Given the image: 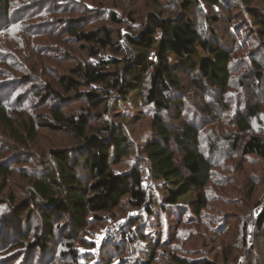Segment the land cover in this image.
<instances>
[{
  "label": "trees",
  "instance_id": "trees-1",
  "mask_svg": "<svg viewBox=\"0 0 264 264\" xmlns=\"http://www.w3.org/2000/svg\"><path fill=\"white\" fill-rule=\"evenodd\" d=\"M24 1L28 6L34 3L31 7H26V10L19 5L21 0H0V35L7 33L10 27L18 28L19 25L17 32L24 36V39L33 41L40 37L36 29L26 27L25 19L50 11V6L55 9L57 4L53 0ZM202 1L218 12L212 16V22L209 20L213 25L208 26L212 38L204 35L203 28L198 27L190 17L191 10L200 5L201 0H182L178 3L179 15L165 16L166 13L158 8L149 14L147 23L138 33L131 27L130 32L133 35L125 36L126 39L122 40L123 47L126 45L132 55L129 60L122 61L119 55L114 54L109 55L107 59L102 58L103 50L119 54V48L122 47H117V44L121 43L120 40L115 43L116 37L111 27H102L86 33L80 28L81 23H78L66 30V44H80L81 50L88 52L89 58L86 62L78 61L68 74H55L52 71L47 76L48 81L42 87L45 92L42 102L46 103L51 97L59 98L60 101L50 106L51 116H39V121L31 116L21 119L22 115L14 108L22 107L26 101L21 95L15 97L22 87L17 85L20 83L0 81V129L10 139L27 148L29 144L37 142L40 130L47 129L71 135L77 144L82 145V149H75L76 151H51L50 171L32 180V189L28 195L32 202L20 203L23 205V220L26 223L24 231L14 227L21 225V220L14 223L9 218L4 224V233L9 228L10 232L2 242L3 225L0 227V264L14 263L10 258H6L10 251L6 249L9 247L14 250L24 248L27 264L30 259L31 264H39V256L45 258L47 254H51L50 264H54L53 260L57 259V256L53 255L56 250L53 246L57 243L65 247L66 254L69 250V256L75 259L77 253L73 244L77 238L85 233L91 222L103 223L105 218L122 209L124 203L149 218L155 216V206H159L163 212L190 206L194 216L188 219L200 218L208 204L207 189L214 174V156L225 152L223 156L228 159L255 158L264 163V129H255L262 122L264 107L260 101L254 104L252 101L255 97V85L258 87L264 81L263 68L254 62V68L242 75H237L240 70L234 72L241 68L242 64L241 60L234 57L235 49L233 50L234 42L238 40L235 39L238 26L230 25L228 30L231 45L223 44L220 29L214 27L223 23L219 17L221 10L224 9L230 19L236 15L231 0ZM109 11L108 20L111 24H123L117 12ZM87 12L86 9L83 10V18ZM249 15L259 29L256 31L257 36L264 41V18L257 11L249 12ZM14 16L17 17L13 18ZM128 18L131 19L130 22H135L131 16ZM261 44V50L255 51L252 57L264 55V43ZM49 47L51 48L46 53L35 47L37 58L56 60L57 57L53 54L59 50L54 48L53 44ZM200 51L209 57L200 66L182 69L174 68L171 64L173 56L179 60H187L200 55ZM61 54L64 58L71 55L70 51L65 50ZM153 58L154 61L151 60ZM28 78L24 82H28ZM235 82L238 88L233 86ZM54 84L64 94H74L78 99H85L90 110L78 115L68 114L63 108L64 100L53 88ZM190 87L196 90L200 98L210 97L208 102L203 99V105L196 107L194 111L200 116L206 115L203 121L205 125L212 126L223 120L231 123L232 132L225 138L218 137L214 141L208 136L204 137V129L198 124L188 123L185 115L183 116L190 105L187 98ZM246 90L251 92V101L244 99L240 102L243 103L242 107L239 104L233 106L231 99L239 96L243 98ZM131 97L137 100L143 97L145 103L153 110V135L146 141L142 153L147 160L153 185L159 190V195L162 194L160 203L155 196L149 195L140 169L126 173L114 170L130 156L133 148L126 130L111 122L108 115H112V111L119 105L129 103ZM100 109L105 110L104 115L97 113ZM141 110V107H136V113ZM119 114L112 116L119 117ZM168 116L171 120L167 119ZM71 152L74 156H71ZM22 162L26 161L21 160L20 163ZM79 169L83 170L84 174L78 172ZM10 170V167L0 163V176L5 181L10 175ZM5 189L6 183L0 188V196ZM38 199L43 203L36 205ZM11 203L13 206L17 205L14 199ZM259 206L261 207L256 225L257 229L261 230L264 227V204ZM33 212L38 214L41 221L34 233L30 225ZM66 220L68 222L63 224ZM136 222L137 219L133 220L131 225L136 226ZM137 235L136 232H127L123 233L121 238L132 242L133 237ZM31 237L33 240L29 242ZM37 254V260L32 259ZM176 264L187 263L177 259Z\"/></svg>",
  "mask_w": 264,
  "mask_h": 264
},
{
  "label": "rangeland",
  "instance_id": "rangeland-1",
  "mask_svg": "<svg viewBox=\"0 0 264 264\" xmlns=\"http://www.w3.org/2000/svg\"><path fill=\"white\" fill-rule=\"evenodd\" d=\"M53 1L56 2L57 8L53 9V6H50V11L25 19L26 27L36 29L40 37H36L33 41L24 39V36L17 32L20 29L19 25L18 28L10 27L7 33L0 35V81L2 83L17 82L20 83L17 84L18 86H22L15 97H18V95L24 97L25 104L22 107H14L22 115L21 119H28L31 116L39 121V116H51L49 114L50 106L52 107L56 104L54 102L60 100L51 97V100H47L46 103L42 102V97L45 95L42 87L48 81L47 76L52 71L55 74H68L78 61L86 62L88 60V52L82 51L80 44H74V42L71 45V42H69V45L66 44V30L68 31L78 23H81L80 28L86 33L102 27H111L116 37L115 43L117 44L119 40L121 43L117 44V47H122L119 48V54L103 50L101 52L102 58L107 59L109 55L114 54L119 55L122 61L129 60L132 55L126 45L123 47L124 42L122 40L126 39L125 36L133 35L130 32L131 27L138 33L140 28L147 23L149 14L158 8L166 13L165 16L174 17L179 15L178 3L182 0ZM248 2L250 3L248 4ZM230 3L236 15L233 19H230L225 14V10H221L219 17L223 23L220 26L214 25V27L220 29L223 44L231 45L232 40L229 38L228 30L231 27L230 25L238 26L235 34V39L238 40L234 42L233 50L235 49L234 57L241 60L242 64L240 66L239 62L238 65L241 68L236 69L234 72L240 70V74H237L240 76L245 71L254 68L256 65L254 62L262 67L264 72V55L261 54L258 58L252 57L255 51L261 50V47H263L261 42L264 43V41H261L257 36L256 31L259 29L254 19L249 15V12L257 11L264 18V0H231ZM32 4L28 6L24 0H21L19 5L29 8ZM199 4L191 10L190 17L194 19L198 27L203 28L204 35L212 38L208 26H213L210 21L212 22V16L217 15L218 12L204 4L202 0ZM36 9L33 8V10ZM84 9L88 12L87 15L84 14L85 17L83 18L82 12ZM109 10L117 12L123 24H111L108 20L107 11ZM128 16H131L135 22H130L131 19ZM15 17L17 16L13 18ZM90 18L91 20H89ZM84 22L85 24H83ZM51 44L59 50L54 51L55 54H53L55 58L57 57L56 60L47 57L38 59L34 53L35 47L41 50L42 53H46L50 50L49 45ZM72 49L74 50L71 51ZM61 50L70 51L72 56L69 55V57L64 58ZM155 52H157V47ZM208 58L207 54L200 51V55L187 60H179L173 56L171 64L174 68L186 69L200 66ZM151 60L154 61L155 58ZM26 78L30 80L24 82ZM233 86L238 88L236 82ZM53 88L58 91L61 99L64 100L63 108L68 114L78 115L90 110L85 99H78L74 94H64L56 84L53 85ZM254 90V99H252L251 92L248 93L246 90L243 98L239 96L236 99H231L233 106L239 104L242 107L243 103L240 102L244 99L250 101L252 99L253 104L260 101L264 107V81L258 87L255 85ZM187 92L190 105L183 116L185 115L188 123L198 124L204 129L203 136H208L214 141L218 137L225 138L227 134L232 132L231 123L228 120H223L212 126L205 125L203 121L206 119V115L200 116L194 111L196 107L199 108L203 105L204 100L208 102L210 97L200 98L193 87H190ZM198 98L200 101H198ZM131 99L129 103L119 105L118 108L112 111V115L120 113L119 117L108 115L111 122L126 130L133 148L130 156L114 170L118 173H126L133 169H140L143 172L149 195L155 196L160 203L162 194L159 195V190L153 185L147 160L142 153L146 141L153 135V110L145 103L143 97H140L139 100L135 97H131ZM138 106L142 109L140 113H136V107ZM104 111V109H100L99 112H96L104 115ZM173 115L175 114L173 113ZM167 119L171 120L170 116ZM261 121V124L255 127L257 131L264 129V115H262ZM40 131L37 142L23 148L0 129V163L11 169L6 181L0 176V188L5 186L6 183V189L0 196V227L3 225L2 242L5 241L9 235L8 232H10L8 231L9 228L4 233V224L7 219L10 218L14 223L21 220V225L14 227L19 231H24L26 223L23 220V205H20V203H24V201L32 202L28 198L32 189V180L37 176L42 177L50 171L51 151L64 149L69 152L82 149V145L77 144L71 135L55 133L47 129ZM224 153L221 152L212 158L214 174L207 189L208 204L202 213V217L188 219L194 216L190 206L169 209L167 212H163L159 206H155L154 211L156 214L149 218L142 212L133 210L129 204L124 203L122 209L105 218L103 223L91 222V226L85 233L83 235L79 234L80 237L78 235L79 238L73 244L77 258L74 259L69 256V250H66V254L65 247L61 244H53V248L56 249L53 255L57 256L53 263L176 264V260L180 259L187 264L194 262L264 264V227L259 230L256 225L259 208L261 207L259 205L264 204V163L258 162L255 158L241 160L240 157H235L228 159L223 156ZM72 155L74 156L73 152H71ZM21 160L26 162L20 163ZM82 171L81 169L78 170L80 173ZM12 199L17 205H11ZM37 201L36 205L43 203L39 199ZM19 208L20 212L17 211ZM135 219H137L136 226H133L131 222ZM67 222L68 220L63 224ZM40 224V217L33 212L30 218L33 233ZM127 232H136L138 235L133 237L134 241L132 242L125 241L121 236L123 233L127 234ZM32 240L31 237L28 241L31 242ZM99 242H102V244ZM6 250H10L6 254V258H10L14 262L13 264H27L24 248L20 247L14 250L9 247ZM38 254L40 255V253ZM38 254L33 256L32 259L37 260ZM64 254L66 256H63ZM49 255L51 254H47L45 258L39 256V261H41L39 264H50L51 258ZM30 260L28 264H31Z\"/></svg>",
  "mask_w": 264,
  "mask_h": 264
}]
</instances>
